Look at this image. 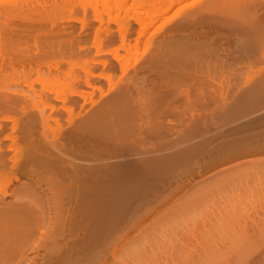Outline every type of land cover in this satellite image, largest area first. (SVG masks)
<instances>
[{
	"label": "bare ground",
	"instance_id": "1",
	"mask_svg": "<svg viewBox=\"0 0 264 264\" xmlns=\"http://www.w3.org/2000/svg\"><path fill=\"white\" fill-rule=\"evenodd\" d=\"M56 1L0 0V36L16 37L18 44L35 41L33 23ZM182 1L148 0L153 11L137 14L141 29ZM23 3L31 7L24 13ZM261 5L213 0L209 9L249 18ZM53 48L14 63L24 75L44 63L52 74ZM0 58H6L2 51ZM14 93L0 97V110L25 114L21 129L16 119L0 120V264H264V162L254 159L264 152V116L217 127L220 136L256 134L218 148L211 147V136L184 148L180 141L169 154H163L167 147L146 149L135 161H122L124 154L113 148L76 162L70 136L52 135L51 124L58 125L53 108L41 107L42 99L38 103L23 91ZM47 108L51 112L43 113ZM118 126L100 115L79 124L78 131L87 139L103 134L117 142L123 139ZM216 154L235 159L218 169L209 164ZM165 194L173 196L163 199Z\"/></svg>",
	"mask_w": 264,
	"mask_h": 264
},
{
	"label": "rangeland",
	"instance_id": "2",
	"mask_svg": "<svg viewBox=\"0 0 264 264\" xmlns=\"http://www.w3.org/2000/svg\"><path fill=\"white\" fill-rule=\"evenodd\" d=\"M212 1L179 2L142 30L143 17L137 14L153 11L148 0H57L33 23L38 30L35 41L18 44L16 37L0 36L6 57L0 58V97H17L14 91L19 90L38 103L42 99L41 107L50 105L58 121L51 124L52 135L70 136L76 162L87 153L99 156L113 148L127 162L139 159L136 154L146 149L167 147L163 154L175 152L180 141L184 148L212 136L211 147L218 148L256 135L220 136L217 127L231 128L264 116V0L249 18L210 10ZM23 4L20 12L29 11V3ZM52 44L57 57L52 74L44 63L38 72L24 75L14 63L21 56L40 57ZM24 115L18 109L0 110V120L16 119L18 129ZM100 115L119 123L121 141L80 134L79 124ZM254 157L264 162V152ZM234 159L216 154L209 164L219 169ZM198 171L196 167L192 173L197 176Z\"/></svg>",
	"mask_w": 264,
	"mask_h": 264
}]
</instances>
